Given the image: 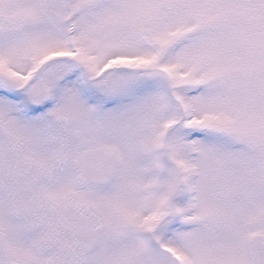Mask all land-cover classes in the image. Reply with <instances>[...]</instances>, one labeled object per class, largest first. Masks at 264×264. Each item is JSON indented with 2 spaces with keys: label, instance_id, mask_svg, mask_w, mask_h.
Returning <instances> with one entry per match:
<instances>
[{
  "label": "snow or ice",
  "instance_id": "obj_1",
  "mask_svg": "<svg viewBox=\"0 0 264 264\" xmlns=\"http://www.w3.org/2000/svg\"><path fill=\"white\" fill-rule=\"evenodd\" d=\"M0 264H264V0H0Z\"/></svg>",
  "mask_w": 264,
  "mask_h": 264
}]
</instances>
